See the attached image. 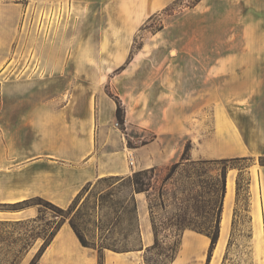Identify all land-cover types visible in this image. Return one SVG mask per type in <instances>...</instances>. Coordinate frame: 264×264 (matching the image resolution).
I'll return each instance as SVG.
<instances>
[{"label": "crops", "instance_id": "crops-1", "mask_svg": "<svg viewBox=\"0 0 264 264\" xmlns=\"http://www.w3.org/2000/svg\"><path fill=\"white\" fill-rule=\"evenodd\" d=\"M170 1L0 0V73L6 70L0 82V221L35 218L33 198L66 208L89 181L168 165L187 141L191 158L264 156V0H199L196 49L176 25L145 43L110 84L124 110L121 125L150 138L141 136L130 148L121 137L110 139L119 131L117 102L103 88L108 72L96 70L93 57L111 56L110 68L117 67L134 29ZM95 8L102 9L100 20ZM99 22L105 26L97 34ZM167 46L171 57L162 52ZM33 56L37 63L28 67ZM16 103L34 108L16 115L8 109ZM236 171L225 175L211 254L210 237L187 227L169 264H225L230 245L251 249L237 260L264 264V165L249 167L245 221ZM134 197L142 248L105 249L103 264H145L155 232L146 192ZM41 243L36 240L19 264H29ZM37 264H98V255L63 222Z\"/></svg>", "mask_w": 264, "mask_h": 264}, {"label": "rangeland", "instance_id": "rangeland-1", "mask_svg": "<svg viewBox=\"0 0 264 264\" xmlns=\"http://www.w3.org/2000/svg\"><path fill=\"white\" fill-rule=\"evenodd\" d=\"M198 2L199 0H171L161 9L150 11L149 14L144 17L143 22L134 29L127 56L114 69L110 68L112 64H109L107 61L108 59L112 61L111 56L93 57L95 69H99L101 73L103 71L108 72L109 76L107 80H103V88L110 97L116 102L119 100L118 95L111 89L110 77L125 67L143 45L153 39L157 33L158 35L162 32L167 33L168 29L175 25L183 27L188 31V34H190L191 40H189V42L191 48L196 49V39H194L196 36L193 37V34L196 35L197 31ZM93 10L95 19L98 18V20H100L102 9L95 8ZM42 26L44 29L46 26L45 23L42 24ZM103 26L105 25L100 22L95 23V33L98 34ZM94 44V46L98 48L101 44V40L96 39ZM171 49L172 46L163 48L162 52L165 55L164 57H171L174 55ZM13 63L14 60H12L10 65ZM36 63L37 61L33 56L28 63V67H34ZM21 67V64L18 65L16 73ZM5 72L6 70L0 73V82L4 78L2 75H5ZM96 81L99 80L95 79V82ZM29 104L30 103L22 106L16 103L15 107H12V104H10L8 109L12 110L16 115H21V111L25 110L26 107L30 110L34 108L32 104ZM109 136L110 139L114 137L119 139V137H121V140L125 142L128 148L140 144V141L144 140H141V136L150 138L149 134H144L135 128H131L128 131L124 124H119V131L116 132V135L112 136V134H109ZM192 147L193 145L191 143V149ZM191 149L190 158L192 157ZM191 159L198 160L196 157ZM179 160L180 158L177 161ZM207 160L210 161L206 163L184 161V163L173 169L174 171L171 178L167 181H164L163 178L168 174L170 165L174 162L165 166L154 167L151 187L148 188L147 192L159 244L156 248L146 252L145 264H169L172 254L171 250L179 234L178 229L180 226L178 225L190 222L191 224H200L203 230L208 231L212 229L211 226L215 223L218 208L221 206V199L223 196L221 189L222 175L232 167L237 170V178H239L240 184L239 193H241V203L238 207L242 214L239 218L244 221L246 220V217H244V210H246L247 207L242 197L244 198V194L248 187L247 184L249 183V167L253 164H260V158L249 156L232 159L229 162H221L219 161L220 159L216 161H212L214 159ZM262 161L264 162V159ZM254 168L255 167L252 168L253 171ZM96 180L92 181L89 189L84 191L79 201V205H81L84 199L91 193V196L81 207V212L84 213V215L78 218V224L81 232L89 242H97L103 235L109 238V240H107L108 242H116L122 237L119 231L122 228H127L128 223L132 221V216H134L132 213V190L124 181L111 180L96 183ZM99 195H105L102 201L98 199ZM31 202L38 208V214L39 210H42L40 214L42 215L41 219L36 221H32L31 219L0 221V264H19L24 259L27 250L36 240L40 242L43 241L41 237L43 231L48 233L52 227L62 220H64V222L69 221L70 215L62 219L56 204L38 198H33ZM124 206H126V210L131 211L130 215H127V213V216L125 214L123 215ZM118 216L123 217L119 219ZM134 223L135 221L133 220V224ZM241 234L242 233H237L239 239L247 238L248 233H243L242 238L240 237ZM128 244H137L136 234L131 236ZM250 255L251 249L249 247H235L230 245L225 250L227 259L225 260V264H246V262H244L245 260L240 261L234 257L242 256L245 258Z\"/></svg>", "mask_w": 264, "mask_h": 264}, {"label": "trees", "instance_id": "trees-1", "mask_svg": "<svg viewBox=\"0 0 264 264\" xmlns=\"http://www.w3.org/2000/svg\"><path fill=\"white\" fill-rule=\"evenodd\" d=\"M117 118L119 120V122L123 123L124 120V110L122 107V104L119 100H117ZM190 149H191V142L188 141L185 146L184 149L181 153L180 156V160L177 162H174L170 165V171L168 172V174L163 178L164 181H167L168 179L171 178V175L173 173V169H175L176 167H178L180 164L184 163V161H189V162H197V163H206L209 162L210 160L207 159H198V160H192L190 158ZM238 158H245V157H235V158H222L219 161L221 162H229L232 159H238ZM260 158V164L264 165V162L262 161L264 159V156H259ZM217 159H214L212 161H216ZM153 171H154V167H150V168H146V169H142V170H136L133 171L132 174H127V175H108V176H103L100 177L96 180V183H100V182H105V181H111V180H120V181H124L126 183V185L131 187L132 190V202H133V210L132 213L134 214V216H132V221H130L128 223V227L127 228H122L119 233L122 234V237L120 240H117L116 242H108L107 240H109V238L105 235L102 236L101 239H99V241L97 242H89L85 236L83 235V233L80 230L79 224H78V218L82 217V215H84V213H82L81 211V207L86 203V201L88 200V198L91 196V193L89 194V196H87L83 203H81V205H79V201L82 197V194L84 193V191H87L89 189V186L91 185L92 181L87 182L82 189L76 194V196L73 198L72 202L69 204V206H67L66 208L60 207L58 206V210L60 212V215L62 217V219H65L66 217H68L70 215L69 218V225L71 226V228L73 229V231L75 232L76 236L78 237L79 241L81 242V244L83 246L86 247H90L93 248L97 251V255H98V264H103V252L105 249H111L113 251H127V250H132V249H137V248H142L140 245V230H139V225H138V216H137V205H136V201H135V197H134V192H139V191H144L147 194V199H148V207H149V211H150V215H151V220H152V224H153V229L155 232V241L154 243L149 246L146 247L145 250V256H146V252L150 251L151 249H154L158 246L159 244V239L157 236V231L155 228V222L153 221V217H152V213H151V206H150V199H149V195H148V188L151 187V183H152V178H153ZM225 175H222V180H221V189L222 192L224 193V189H225ZM239 178H237V189L239 192ZM105 197V195H99L98 199L100 201H102V199ZM38 199H43L38 197ZM46 200V199H43ZM222 200V199H221ZM48 202V200H46ZM51 202V201H50ZM220 212H221V206L218 208V212L216 215V219H215V223L211 226L212 229L207 230H203L202 227H200V224H195V223H182L178 226H180V228L178 229L179 234H178V238L175 241L173 248H172V254H171V259L170 261L173 259V257L175 256L178 247H179V242H180V234L181 231L184 229V227H190L193 228L197 231L203 232L205 234H207L210 237V246H209V250H208V256L211 254V251L214 247V244L216 242L217 236H218V223H219V218H220ZM42 213V210H39V214L35 217L32 218V221H36L38 219L42 218V215H40ZM130 215L131 211L126 210V206H124V211H123V215ZM126 215V216H127ZM119 219H121V217L123 216H118ZM133 220L135 221V223L133 224ZM64 222V220H62L61 222H59L58 224H56L54 227H52V229L50 230V232L45 233L43 231V235H41V237L43 238V241L40 245V247L38 248L37 252L35 253V255L33 256V258L31 259V261L29 262V264H37L42 252L44 251L45 247L47 246V244L51 241V239L53 238V236L55 235V233L57 232V230L59 229L60 225ZM110 231V229H109ZM108 231V232H109ZM133 234L137 235V244L133 245V244H128V242L130 241V238ZM40 236V235H38ZM144 256V261L146 263V257Z\"/></svg>", "mask_w": 264, "mask_h": 264}, {"label": "built area", "instance_id": "built-area-1", "mask_svg": "<svg viewBox=\"0 0 264 264\" xmlns=\"http://www.w3.org/2000/svg\"><path fill=\"white\" fill-rule=\"evenodd\" d=\"M119 124H121V123H115V125L119 128ZM129 164L130 165H132L133 164V158L132 157H130V159H129Z\"/></svg>", "mask_w": 264, "mask_h": 264}]
</instances>
